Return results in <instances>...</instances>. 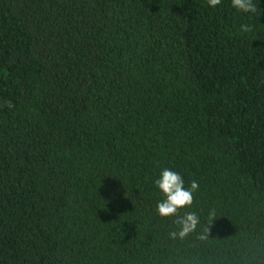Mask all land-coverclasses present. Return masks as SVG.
Instances as JSON below:
<instances>
[{
    "label": "trees",
    "instance_id": "obj_1",
    "mask_svg": "<svg viewBox=\"0 0 264 264\" xmlns=\"http://www.w3.org/2000/svg\"><path fill=\"white\" fill-rule=\"evenodd\" d=\"M252 3L0 0V264H264ZM164 168L198 185L169 217Z\"/></svg>",
    "mask_w": 264,
    "mask_h": 264
},
{
    "label": "clouds",
    "instance_id": "obj_2",
    "mask_svg": "<svg viewBox=\"0 0 264 264\" xmlns=\"http://www.w3.org/2000/svg\"><path fill=\"white\" fill-rule=\"evenodd\" d=\"M208 3L214 8L221 3V0H208ZM232 7L244 13L256 11L252 0H232ZM243 27L247 30V26ZM154 184L163 197L156 205V211L161 217L175 216L182 208L190 206L193 203V192L198 188L195 181L191 183L190 188H186L181 174L170 168L162 169L154 180ZM210 215H214V213ZM177 223L180 226L179 231L173 232L171 235L173 238L176 236L183 238L197 227L199 217L194 212H187L177 218Z\"/></svg>",
    "mask_w": 264,
    "mask_h": 264
}]
</instances>
